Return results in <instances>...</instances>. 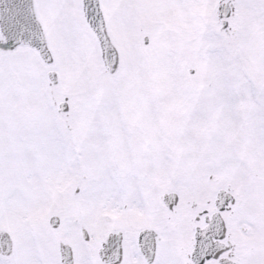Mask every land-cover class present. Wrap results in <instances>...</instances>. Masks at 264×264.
I'll use <instances>...</instances> for the list:
<instances>
[{
	"label": "snow or ice",
	"instance_id": "snow-or-ice-1",
	"mask_svg": "<svg viewBox=\"0 0 264 264\" xmlns=\"http://www.w3.org/2000/svg\"><path fill=\"white\" fill-rule=\"evenodd\" d=\"M0 264H264V0H0Z\"/></svg>",
	"mask_w": 264,
	"mask_h": 264
}]
</instances>
